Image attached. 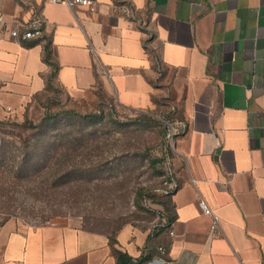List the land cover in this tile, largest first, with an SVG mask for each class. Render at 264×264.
<instances>
[{"label": "crops", "instance_id": "obj_1", "mask_svg": "<svg viewBox=\"0 0 264 264\" xmlns=\"http://www.w3.org/2000/svg\"><path fill=\"white\" fill-rule=\"evenodd\" d=\"M93 1L94 11L0 0V123L58 89L78 99L102 91L132 109L169 97L179 114L173 215L160 227L125 223L112 242L81 225L10 220L0 264H264V0ZM34 13L42 35L12 37ZM200 199L219 217L214 232ZM159 246L165 260L153 262Z\"/></svg>", "mask_w": 264, "mask_h": 264}, {"label": "rangeland", "instance_id": "obj_2", "mask_svg": "<svg viewBox=\"0 0 264 264\" xmlns=\"http://www.w3.org/2000/svg\"><path fill=\"white\" fill-rule=\"evenodd\" d=\"M171 101L132 109L102 91L78 99L58 89L23 117L1 122L0 224L81 225L110 237L125 223L160 227L173 215L171 195L178 186L179 114L167 108ZM41 143L81 145L68 157L73 170L62 179L51 176L64 168L65 156L45 154L39 157L49 159V168L30 171L31 179L18 174L25 157L20 147Z\"/></svg>", "mask_w": 264, "mask_h": 264}, {"label": "trees", "instance_id": "obj_3", "mask_svg": "<svg viewBox=\"0 0 264 264\" xmlns=\"http://www.w3.org/2000/svg\"><path fill=\"white\" fill-rule=\"evenodd\" d=\"M44 59L52 65L53 71L51 73V76H53L54 70L57 68V65L51 60V50L48 47V45H46L45 47ZM48 85L50 88H53V84L51 81L48 82ZM53 90L55 91V89ZM49 119H50L49 116H46L43 121H46ZM80 146L81 145H64V144L54 145L50 143L32 144L31 147L24 145L23 148L20 147V151L21 153L24 154L25 157L21 161L23 165H18L17 173L20 175L22 174V176H25L31 179L37 174V172L46 168L47 166L49 168L50 166L49 159H44V158L40 159L39 156H44L45 154H62L63 156H65L64 158L65 160H64V164L61 161L60 167L64 165V168H62L61 170L57 169L56 171H54L56 173L50 172L51 176L53 175L55 178L58 177L62 179L65 175L69 174L73 170V169H69V166H68L69 158L68 157L71 155L73 151L77 150ZM30 171H34L35 175H33L34 172L29 174ZM45 173H49V171ZM166 226L167 225H164V227ZM110 240L112 242L113 237H111ZM119 258H117V264H128L130 261V258L128 257L122 260Z\"/></svg>", "mask_w": 264, "mask_h": 264}, {"label": "built area", "instance_id": "obj_4", "mask_svg": "<svg viewBox=\"0 0 264 264\" xmlns=\"http://www.w3.org/2000/svg\"><path fill=\"white\" fill-rule=\"evenodd\" d=\"M54 3H62L70 8H75L77 6H84L89 9V11H94L96 8V3L93 0H48ZM0 23H5V20L0 14ZM43 18L34 13V15L28 19L27 21L20 22L10 28V35L14 38H22V39H36L42 35L43 32ZM199 206L203 213L209 215L211 217V225L210 229L212 232L216 231L219 228V217L210 206L206 203L204 199L199 200ZM170 234H173V230L169 231ZM167 254L166 249L163 246H159V255L155 256L152 261L153 262H163L164 256Z\"/></svg>", "mask_w": 264, "mask_h": 264}]
</instances>
